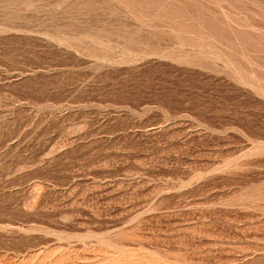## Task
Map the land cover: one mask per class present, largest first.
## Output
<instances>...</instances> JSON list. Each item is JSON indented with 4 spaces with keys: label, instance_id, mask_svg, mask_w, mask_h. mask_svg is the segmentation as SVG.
<instances>
[{
    "label": "rangeland",
    "instance_id": "374dc122",
    "mask_svg": "<svg viewBox=\"0 0 264 264\" xmlns=\"http://www.w3.org/2000/svg\"><path fill=\"white\" fill-rule=\"evenodd\" d=\"M0 264H264V0H0Z\"/></svg>",
    "mask_w": 264,
    "mask_h": 264
}]
</instances>
